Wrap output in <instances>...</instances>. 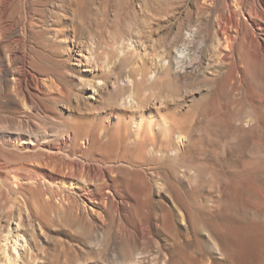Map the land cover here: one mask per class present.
<instances>
[{"label": "bare ground", "instance_id": "obj_1", "mask_svg": "<svg viewBox=\"0 0 264 264\" xmlns=\"http://www.w3.org/2000/svg\"><path fill=\"white\" fill-rule=\"evenodd\" d=\"M108 1L0 0V93L10 88L22 104L9 118L18 133L3 132L0 138V183H10L12 193L26 191L27 215L39 226H46L47 217L78 220V243L89 253L79 261L59 251L52 262L24 235L0 236V264H180L185 256L178 251L184 244L177 238L178 223L189 231L191 215L206 222L220 205L205 185L193 193L196 169L187 160L193 126L160 114L161 107L179 101L162 96L153 107L143 106L144 90L136 88L141 76L119 79L113 72L137 57L152 67L144 85L161 78L170 86L202 78L204 90H185L183 99L205 93L212 101L205 117L219 119L222 103L242 102L256 50L264 62V0H167L163 20L170 40L152 57L146 54L143 26L139 30L134 21L120 18L133 0H114L107 24H119L118 34L86 20ZM149 2L137 0L134 8L147 15ZM203 50L219 59L213 62ZM70 77L76 82L74 97L66 87ZM33 116L55 127L43 128L31 122ZM183 160L180 170L174 169L173 163ZM13 207L8 195L0 197V212L8 208L15 216ZM101 214L104 225L96 220ZM212 228L205 241L223 257L215 238L224 230ZM162 241L167 248L160 256H148L145 247Z\"/></svg>", "mask_w": 264, "mask_h": 264}, {"label": "rangeland", "instance_id": "obj_2", "mask_svg": "<svg viewBox=\"0 0 264 264\" xmlns=\"http://www.w3.org/2000/svg\"><path fill=\"white\" fill-rule=\"evenodd\" d=\"M166 2L167 0H150L148 12H146L148 14L145 15V13H140L134 8L137 5V0H133L132 5L127 9L128 11L125 10V12L120 13L122 21H128L127 18H129L134 21V26L139 30L141 29L139 27L143 26L144 29L142 28L140 32H142L143 42L145 41L146 54H149L150 57L162 54L163 48L166 50V44L170 40V37H167L168 23H166V19L163 20L167 11ZM114 3V0H109L106 4H102L103 9L101 8L96 13L95 10L91 11L89 13L91 17L88 16L89 18L86 20L89 22L94 20L92 23H99L101 31L107 28L112 33H120L121 26L119 24H116L117 26L107 24L109 23L108 18L111 19V10L115 8ZM178 4L177 2L174 8H178ZM131 10H135V13ZM208 11V8H205L202 17L206 18ZM127 13L131 14L130 17L126 16ZM203 28L207 29L204 26ZM200 53L207 57L211 55L213 62H216L217 58L219 59V56L212 50L208 53L203 50ZM151 69L152 67L146 60L130 57L122 61L113 74L115 73L114 76L119 79L126 76L136 79L139 78V75L141 76L140 79H137L136 88L140 94H142V90L145 92H143V100L145 99L143 101L145 104L142 102L143 106L153 107V103L159 101L162 96L171 97L167 100L179 101L173 107L166 105L163 110L165 112L162 111L161 107L159 111L162 113L160 114L174 119H184L185 124L190 123L193 126L194 142L188 152L187 159L191 166L195 167L194 170L196 169L195 177L196 175L197 177L194 178V183L192 181L193 193L195 195V192L205 185V188L212 190L214 199L220 200L219 207L208 215L206 222L194 213L189 219L192 224L189 223L190 228H192L189 231H185L184 225L181 226L178 223L177 238L178 241L184 242L181 245L182 250L179 248L178 251H182L180 254L185 256L180 264H264V62L259 51L256 50L252 54V58L249 59L247 85L240 100L242 102L238 105L239 107L232 103H222L223 112L219 119H207L205 117L206 108L208 109V106L212 104L205 93H197L193 96L195 98H191V100H189L190 98L183 99L185 90L188 92L197 89L204 90L205 82L202 78L194 77L185 81L186 83L181 80L176 86L162 83V78L161 81L159 79V83L155 81L150 85L148 83L141 84L140 82L145 79V75L147 76L151 72ZM69 79L70 82L66 84V87L72 93H70V97H74L77 93L76 82L71 77ZM125 93H127V87L122 89V94ZM65 104L67 103L65 102ZM19 106L22 107V104L10 88H6L4 92L0 93V138H2L3 132L12 135L18 133L19 126L14 122V119L10 120L9 118H11L12 113L18 110ZM168 107L176 108L177 111L173 112ZM30 119L31 122L39 124L43 128L52 125V122L44 120L45 118L42 116H33ZM207 121L209 122L207 123ZM52 127L55 125L53 124ZM185 161L173 163L174 169L180 170V166H183ZM0 189V197L8 195L11 199L15 215L13 216L12 211L8 208L0 212V236L14 240L16 235H24L28 240L35 242L39 250L45 251L52 262L55 260V254L59 251H64L70 258L72 257L71 259L79 261L89 257L87 249L78 243L77 235L79 234L77 233L81 231L78 220H72L66 216L49 222L47 217L46 226H39L36 218L27 215L23 200V196L27 194L25 190H21L22 193H12L10 183L6 181L0 183ZM193 193L189 198L193 197ZM196 201L197 205H201L198 200ZM152 206L157 207L155 203H152ZM88 208L90 207L88 206ZM33 209L36 207L34 206ZM91 210H95V208L91 206ZM44 211L47 213L49 210L45 209ZM105 218L104 214H101L96 220L101 221L100 219H102L104 225L106 223ZM128 222L131 223L132 221ZM212 226H218L224 230L222 238H215L221 252H224L225 256L223 257L211 249V246L205 241L204 235L206 232H212ZM99 227L101 228V226ZM196 228L197 231L194 232ZM100 231L105 233V227ZM105 235L107 234H103L104 237ZM163 248H167V246L162 241L158 245H148L145 247V252L150 257L160 256V249ZM117 256L119 258L118 252Z\"/></svg>", "mask_w": 264, "mask_h": 264}]
</instances>
